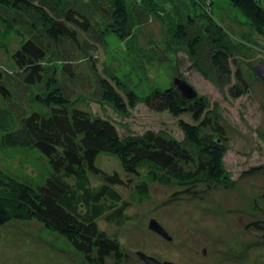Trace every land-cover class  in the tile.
Returning <instances> with one entry per match:
<instances>
[{
    "label": "trees",
    "instance_id": "trees-1",
    "mask_svg": "<svg viewBox=\"0 0 264 264\" xmlns=\"http://www.w3.org/2000/svg\"><path fill=\"white\" fill-rule=\"evenodd\" d=\"M192 1L170 0L169 6L188 11ZM228 2L264 36V0ZM130 11L126 0H0V49L12 69L0 73V224L34 219L64 237L84 257L83 264H107L109 259L121 263L127 256L122 244L98 220L121 223L128 207L150 198L153 183L177 182L187 194L203 179L230 185L221 138L200 134L201 126L211 125L203 96L185 99L173 86H155L140 95L118 72L95 71L89 54L94 81L79 71L69 41L78 43V31L103 46L108 45V33L125 41L132 33ZM195 22L202 34L189 37L191 56L199 41L212 42L214 36L209 18ZM174 31L178 39H187L183 23ZM87 38L81 44L84 50L92 48ZM211 56L218 71L239 77L231 72L223 50ZM82 90L98 95L100 103L118 114L125 115L139 102L173 117L188 114L177 121L184 144L152 127L121 135L110 117L78 107ZM102 152L115 155L131 181V175L137 178L129 198L117 188L124 180L95 164ZM252 225L264 227V217Z\"/></svg>",
    "mask_w": 264,
    "mask_h": 264
},
{
    "label": "rangeland",
    "instance_id": "rangeland-1",
    "mask_svg": "<svg viewBox=\"0 0 264 264\" xmlns=\"http://www.w3.org/2000/svg\"><path fill=\"white\" fill-rule=\"evenodd\" d=\"M126 1L132 13V33L125 41L108 33V45L103 46L88 37L92 48L84 50L81 44L87 36L82 31L76 37L81 47L69 41L75 48L79 71L94 81L89 54L95 71L118 72L140 95L155 86L175 87L174 77L187 80L207 103L205 115L211 125L201 126L200 134L221 138L230 185L203 179L187 194L180 191L184 186L177 182L153 183L150 198L128 207L121 223L108 224L100 218L99 225L122 244L127 256L120 264H147L138 252L163 263L264 264V227L252 225L264 217V82L253 70L255 64H264V36L228 0H193L188 10L192 15H186L187 7L173 10L170 0ZM206 18L214 27L213 40L199 41L196 54L191 56L188 39L202 34L195 19ZM179 23L188 29L187 39H178L175 34ZM213 48L223 50L231 72H239V77H226L218 71L212 63ZM6 63L8 57L0 49V73L4 75V71L12 70ZM77 96L78 107L110 117L121 135L152 127L184 144L177 121L187 119L188 114L173 117L167 111H151L139 102L123 115L100 103L93 92L82 90ZM95 164L108 174L117 173L124 180L117 188L129 198L130 186L137 179L134 174L131 181L111 153L98 154ZM153 219L171 236L170 241L150 229ZM64 239L34 219L10 220L0 224V264H83L84 257ZM107 264L119 263L109 259Z\"/></svg>",
    "mask_w": 264,
    "mask_h": 264
},
{
    "label": "water",
    "instance_id": "water-1",
    "mask_svg": "<svg viewBox=\"0 0 264 264\" xmlns=\"http://www.w3.org/2000/svg\"><path fill=\"white\" fill-rule=\"evenodd\" d=\"M254 73L255 76L260 78L264 82V64L259 62L254 65ZM174 86L181 92L182 96L185 99H194L197 97V92L194 90L192 85L187 81L182 79L181 77H174ZM150 229L154 230L157 233L163 235L167 240L171 239V236L168 235L167 231L163 229L160 224L154 219L150 221ZM139 256L147 263V264H165L166 261L161 262L157 261L154 257L147 256L144 253L138 252ZM169 264H175L173 262H166Z\"/></svg>",
    "mask_w": 264,
    "mask_h": 264
},
{
    "label": "bare ground",
    "instance_id": "bare-ground-1",
    "mask_svg": "<svg viewBox=\"0 0 264 264\" xmlns=\"http://www.w3.org/2000/svg\"><path fill=\"white\" fill-rule=\"evenodd\" d=\"M120 61V60H119Z\"/></svg>",
    "mask_w": 264,
    "mask_h": 264
}]
</instances>
